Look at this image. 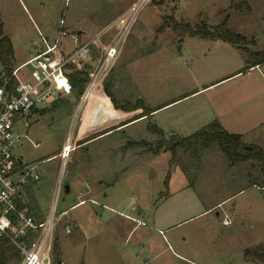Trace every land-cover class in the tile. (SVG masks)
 <instances>
[{"label":"rangeland","instance_id":"obj_1","mask_svg":"<svg viewBox=\"0 0 264 264\" xmlns=\"http://www.w3.org/2000/svg\"><path fill=\"white\" fill-rule=\"evenodd\" d=\"M0 19L16 44L13 66L30 57L33 40L41 45L45 25L55 28L64 19L68 33L88 39L106 30L104 39L109 40L129 21L122 30L120 56L98 91L69 100L58 95L51 104H39L42 108L29 118L28 130L14 149L40 172L38 181L27 183L38 221L51 210L60 173L64 186L56 214L76 203L81 190L95 189L99 203L78 204L56 224L55 261L61 257L66 264H264L260 162L251 159L230 167L217 146L197 159L179 148L172 159L173 127L182 128L179 120L194 104L197 109L199 96L117 127L143 109L181 98L201 81L230 71L243 55L264 51V0H0ZM223 22L247 37L246 52L219 47L191 32ZM73 46L69 36L62 37L64 51ZM93 59L87 68L97 64V57ZM3 71L0 61V78ZM112 98L120 106L142 108L128 115L113 107ZM113 127L117 128L97 136ZM89 137L93 138L84 141ZM177 164L188 169L193 195L204 212L160 231L154 222L155 206L169 186L167 175L174 177L180 169ZM175 181L180 187L178 176ZM214 205L218 206L208 209ZM225 216L229 224H224ZM20 262L14 258L7 264Z\"/></svg>","mask_w":264,"mask_h":264},{"label":"built area","instance_id":"obj_2","mask_svg":"<svg viewBox=\"0 0 264 264\" xmlns=\"http://www.w3.org/2000/svg\"><path fill=\"white\" fill-rule=\"evenodd\" d=\"M119 22L117 20L116 25ZM128 22L119 26L120 31L109 40L104 39L106 30L84 39L82 33H68L64 19H61L54 38L41 34L38 52L14 67L10 75L0 78V239L6 237L16 245L21 255L20 264H66L63 260H54V232L56 224L68 210L56 214L57 200L64 186L60 173L51 210L45 220H37L27 183L38 181L40 172L37 164L24 163L16 156L15 146L28 130L29 118L42 108L39 104H51L58 95L67 96L74 92L70 79L73 69L86 71L90 76L83 91L85 95L90 90L98 91L120 56L125 34L122 30ZM63 36H69L74 42L67 52L62 47ZM92 55L98 61L89 70L87 62ZM27 67L28 70H24ZM65 148L66 145L63 150ZM223 222L229 224L230 220L225 216Z\"/></svg>","mask_w":264,"mask_h":264},{"label":"crops","instance_id":"obj_3","mask_svg":"<svg viewBox=\"0 0 264 264\" xmlns=\"http://www.w3.org/2000/svg\"><path fill=\"white\" fill-rule=\"evenodd\" d=\"M0 24L2 25L3 32L10 37L13 43L15 56L16 44L14 42V38L7 33V25L2 19H0ZM45 26L46 31L41 33L47 35L50 39L54 38L56 36L59 23L55 28L52 26ZM188 35L191 34L188 33L185 36ZM202 40L205 41L204 38H202ZM209 40L219 47L226 46L231 50L240 49L244 51V49H246L239 48L233 43L223 39L210 38ZM35 43L36 40H33V52L25 61L30 59L38 52V44ZM258 52L260 51L258 50L256 53ZM93 58L95 57H91L87 64L92 62L94 60ZM251 59V55H249V57H244L243 55L241 62L238 65L231 66L230 71L222 73L221 75L215 76L213 78H209L206 82L201 81L195 89H193L191 92H188L181 98L171 100L162 106L152 109L157 110L165 106L171 108L175 105L173 103L177 100H181L183 98L188 100L190 98L199 96V101L196 104L197 109L195 108L194 104V106L191 108L192 111L190 113L184 114V121L179 120L182 121V128L173 127L175 131L171 132L172 136H188L201 129L205 125L211 123L212 121L218 120L228 132L241 134L245 143L257 145L264 150V69H262L261 66H258L259 64L249 66L248 63ZM193 61H195V58ZM262 64L263 63H260V65ZM77 94H80V92L74 90L72 94L64 97H67L69 100V98L72 99L76 97ZM138 110L140 109H137L133 112L137 113L139 112ZM189 115H191V117L188 120ZM55 156L56 155H52L50 157ZM50 157H47L46 159H49ZM177 166L180 169L175 171L177 174L174 175V177L169 176V186L166 191H164V197L159 202V204H156L155 206L154 222L155 225L159 227L160 231L170 230L175 225H178L185 220L193 218L194 216L204 212V209L201 208V202L193 195V188L191 186L192 182L189 179L188 169L181 166L180 164H177ZM177 176L181 180L180 187H175V180L177 179ZM92 192L93 195L90 194L88 197H81L84 194ZM190 199H193V203L190 202ZM89 200L99 203V201L96 199L94 187L88 188V190L85 192L81 190L79 192L78 201L74 203L69 209H67V214L71 208H74V206L76 207L78 204H85ZM217 206L218 205H214L208 209L214 207L216 208ZM195 208L197 210H195ZM60 252L61 250L59 253ZM60 259L63 260L61 257ZM60 259L59 261H61Z\"/></svg>","mask_w":264,"mask_h":264},{"label":"trees","instance_id":"obj_4","mask_svg":"<svg viewBox=\"0 0 264 264\" xmlns=\"http://www.w3.org/2000/svg\"><path fill=\"white\" fill-rule=\"evenodd\" d=\"M186 30H189V28H187ZM191 32L192 34H200L204 38L223 39L225 41L233 43L234 45L242 49H244L247 42L246 36H244L241 32H237L229 28L226 22L214 26L213 29L202 27ZM251 58L252 59L248 63L249 66L264 63V52H253L251 53ZM13 59V43L10 37L3 32L2 25L0 24V61L4 66V75H10L12 73V70L14 68ZM89 78L90 76L86 71L73 69L70 73V79L72 80L74 88L79 92L86 89ZM111 101L115 109H121L125 112H130L142 108L141 106L133 105L120 106L117 102H115L113 98ZM155 110L150 109L149 111H146L145 109H143L141 114L134 115L133 117L120 123L117 127L125 125L142 116L151 114ZM117 127L107 129L99 133L97 136ZM93 137L86 138L84 139V141H87ZM172 139H174V141H172L169 145L172 159L177 156L179 148H182L186 152L190 153V155L194 159H197L200 158L201 154H203L205 151L214 146H217L225 154L230 166L240 165L246 161L255 159L260 162L264 174V150L257 145L245 143L242 139L241 134L228 132L218 120L212 121L211 123L205 125L201 129L188 136L178 137L177 135H173ZM84 141H79V143ZM169 176L170 174L167 175L166 181H168ZM54 247L56 248V244L54 245ZM14 258H21L19 249L10 239L2 237L0 239V264H7L9 260Z\"/></svg>","mask_w":264,"mask_h":264},{"label":"water","instance_id":"obj_5","mask_svg":"<svg viewBox=\"0 0 264 264\" xmlns=\"http://www.w3.org/2000/svg\"><path fill=\"white\" fill-rule=\"evenodd\" d=\"M84 92L83 91H80V94H83ZM129 114H133L134 112L133 111H130V112H127ZM70 185L69 184H65V190L66 191H70Z\"/></svg>","mask_w":264,"mask_h":264},{"label":"bare ground","instance_id":"obj_6","mask_svg":"<svg viewBox=\"0 0 264 264\" xmlns=\"http://www.w3.org/2000/svg\"><path fill=\"white\" fill-rule=\"evenodd\" d=\"M128 115H129V113H128Z\"/></svg>","mask_w":264,"mask_h":264}]
</instances>
